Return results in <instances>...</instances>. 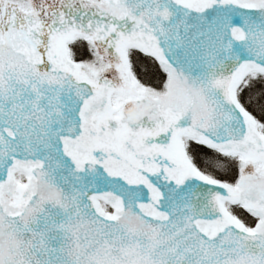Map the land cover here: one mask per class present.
<instances>
[{
    "label": "snow or ice",
    "instance_id": "1",
    "mask_svg": "<svg viewBox=\"0 0 264 264\" xmlns=\"http://www.w3.org/2000/svg\"><path fill=\"white\" fill-rule=\"evenodd\" d=\"M0 264H264V0H0Z\"/></svg>",
    "mask_w": 264,
    "mask_h": 264
}]
</instances>
